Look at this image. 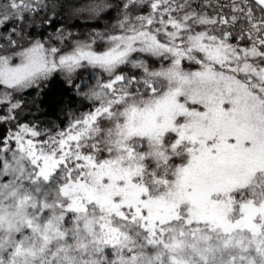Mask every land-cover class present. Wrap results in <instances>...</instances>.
Returning <instances> with one entry per match:
<instances>
[{
	"label": "snow or ice",
	"instance_id": "6c2138e0",
	"mask_svg": "<svg viewBox=\"0 0 264 264\" xmlns=\"http://www.w3.org/2000/svg\"><path fill=\"white\" fill-rule=\"evenodd\" d=\"M0 264H264V0H0Z\"/></svg>",
	"mask_w": 264,
	"mask_h": 264
},
{
	"label": "trees",
	"instance_id": "16d2710c",
	"mask_svg": "<svg viewBox=\"0 0 264 264\" xmlns=\"http://www.w3.org/2000/svg\"><path fill=\"white\" fill-rule=\"evenodd\" d=\"M61 88V84L58 79H54L48 86L47 90L51 95H55Z\"/></svg>",
	"mask_w": 264,
	"mask_h": 264
}]
</instances>
